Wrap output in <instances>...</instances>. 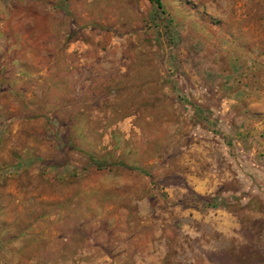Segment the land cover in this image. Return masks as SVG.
Masks as SVG:
<instances>
[{"label": "rangeland", "instance_id": "374dc122", "mask_svg": "<svg viewBox=\"0 0 264 264\" xmlns=\"http://www.w3.org/2000/svg\"><path fill=\"white\" fill-rule=\"evenodd\" d=\"M0 264H264V0H0Z\"/></svg>", "mask_w": 264, "mask_h": 264}]
</instances>
